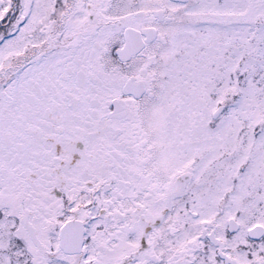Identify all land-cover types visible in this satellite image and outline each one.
<instances>
[{
  "label": "snow or ice",
  "instance_id": "obj_1",
  "mask_svg": "<svg viewBox=\"0 0 264 264\" xmlns=\"http://www.w3.org/2000/svg\"><path fill=\"white\" fill-rule=\"evenodd\" d=\"M0 264H264V0H0Z\"/></svg>",
  "mask_w": 264,
  "mask_h": 264
}]
</instances>
